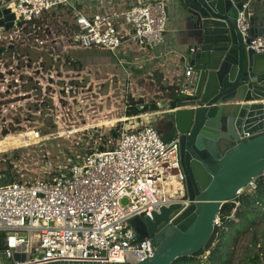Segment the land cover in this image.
<instances>
[{
  "label": "built area",
  "instance_id": "obj_1",
  "mask_svg": "<svg viewBox=\"0 0 264 264\" xmlns=\"http://www.w3.org/2000/svg\"><path fill=\"white\" fill-rule=\"evenodd\" d=\"M167 2L0 0V20L5 19L4 9L14 15L8 29L0 26V140L29 132L3 134L9 123L7 112L23 107L30 99L31 90L24 89L32 77L28 49L39 45V50H48L39 33L47 36L48 25L43 22L52 11L64 10L72 16L73 26L66 36L70 48L109 51L124 69L125 83L132 80L130 66L145 63L147 75L161 72L164 80L172 74L181 76L176 84L179 88L174 91L192 96L194 89L187 84L193 77L187 59L192 48L175 49L167 44ZM251 14L247 1L236 19L243 35ZM124 44H133L137 49L125 48ZM54 45L60 47V39L55 38ZM122 47L131 57L138 53V59L129 60ZM247 48L264 52V33L251 38ZM35 64L37 70H42L41 60H35ZM168 100L160 109L124 117L123 121H132V125L116 129L118 135L112 147L76 153L66 165L48 161L43 179L21 181L11 171L0 169V264L59 260L136 263L151 257V240L157 232L138 238L131 219L152 218L161 207L180 204L179 210L170 213L165 227L191 203L180 161L179 135L164 138L153 121L154 116L176 109L169 108ZM27 145L0 148V153ZM256 186L255 178L247 188L253 190ZM216 222L220 225L219 216ZM16 253L25 258L15 259Z\"/></svg>",
  "mask_w": 264,
  "mask_h": 264
},
{
  "label": "water",
  "instance_id": "obj_2",
  "mask_svg": "<svg viewBox=\"0 0 264 264\" xmlns=\"http://www.w3.org/2000/svg\"><path fill=\"white\" fill-rule=\"evenodd\" d=\"M189 23L187 59L193 77L192 96L173 92L167 131L179 135L180 161L191 203L167 226L175 203L152 218L131 219L138 238H152L153 255L136 263L59 260L37 264H172L179 257L206 255L220 231L216 222L224 203L234 200L248 183L264 175V104H241L264 98V52L247 48L264 33L261 0H177ZM249 1L252 14L243 35L238 10ZM0 26L8 29L14 15L4 9ZM5 21H7L5 23ZM176 93V94H175ZM175 95V96H174ZM126 202V199H123ZM15 254V259H24Z\"/></svg>",
  "mask_w": 264,
  "mask_h": 264
},
{
  "label": "rangeland",
  "instance_id": "obj_3",
  "mask_svg": "<svg viewBox=\"0 0 264 264\" xmlns=\"http://www.w3.org/2000/svg\"><path fill=\"white\" fill-rule=\"evenodd\" d=\"M45 17L43 23L48 25L47 36L42 32L39 35L44 36L46 43L43 45L48 50H39V45H32L34 50L28 49L32 77L26 80L24 89L31 90L30 99L23 107L7 112L6 122L9 123L3 130V134L29 132L0 140V148L30 144L0 153V169H8L17 174L14 175L18 180L29 182L46 177L48 161L54 165H66L73 154L88 144L93 147L110 144L107 140L112 142L117 138L113 137L114 129L132 125V121H123L124 117L130 116L127 104L131 98L154 100L168 93V87H171L159 72L147 75L145 67L141 66H136L140 67V74L135 76L132 72V80L125 83L124 69L109 51L69 47L66 38L73 22L68 12H52ZM55 38L60 39V47L54 45ZM35 60L42 61V70H37ZM19 61L22 65L20 57ZM151 79H155V83H151ZM164 106L163 103L161 107ZM169 116L168 113L154 116L160 134L169 133L166 130ZM8 164L12 167L8 168ZM257 229L264 234V223ZM251 246L249 233L235 250V264H244Z\"/></svg>",
  "mask_w": 264,
  "mask_h": 264
},
{
  "label": "trees",
  "instance_id": "obj_4",
  "mask_svg": "<svg viewBox=\"0 0 264 264\" xmlns=\"http://www.w3.org/2000/svg\"><path fill=\"white\" fill-rule=\"evenodd\" d=\"M68 13L70 14V12ZM170 89H174V86L168 87L169 98L173 97V91ZM127 105L128 115L161 108L155 100L145 101L143 98L137 100L131 98ZM140 105L143 107L141 108ZM112 133L114 138L117 137L118 134L115 129ZM107 141L110 144H102L96 147L88 144L86 148L77 153L90 152L94 148L107 149L112 147L111 140ZM11 167L12 164H8V168ZM15 175L17 176V174ZM15 175L14 178L17 179ZM256 184L255 189L245 188L234 200L223 204L219 212L220 231L206 255L202 257H179L172 264H235V250L241 239L249 233H251L252 246L245 255L244 264H264V234L257 229L264 223V175L256 178ZM1 235L3 233H0V237Z\"/></svg>",
  "mask_w": 264,
  "mask_h": 264
},
{
  "label": "crops",
  "instance_id": "obj_5",
  "mask_svg": "<svg viewBox=\"0 0 264 264\" xmlns=\"http://www.w3.org/2000/svg\"><path fill=\"white\" fill-rule=\"evenodd\" d=\"M256 5V1L253 0V6ZM52 12H66L64 10H57V11H52ZM167 12H168V22H167V29H166V40H167V44L175 49H182V48H186L188 46H191V38H190V33L188 30L189 27V23L187 20H185V18H182V15L180 12H182V10L180 9V6L178 5V1L177 0H168L167 2ZM125 48H130V49H137L135 45L133 44H124L123 45ZM122 47V53L124 55H127L129 60H131L132 62H134L135 60L138 59V53H135V57H131L130 53L124 48ZM72 49H80V48H72ZM83 49V48H82ZM94 49V48H91ZM102 49V48H100ZM176 60L178 61V58L175 57ZM182 61V59L180 60ZM141 67H145V63L139 65ZM132 68L131 72H133V74H135V76L139 73L138 68L140 67H136V66H130ZM157 72V71H156ZM155 73V72H154ZM159 75H163L165 77V75L161 72H159ZM163 77V78H164ZM168 79H165V81H169V84H167V86L171 85L174 86L173 92H175L174 90L176 89V85H172L175 82H177V79L181 76H179L178 74H172L169 76H166ZM144 79V78H143ZM168 83V82H167ZM176 84V83H175ZM172 92V94H173ZM170 92L164 94V95H160L159 98H155L154 100L157 102V104L160 106L163 102H165L170 96L168 95ZM166 96V97H163ZM239 103L241 104H264V98L263 99H254L253 97H251V99L249 100H245V98H243L241 101H239ZM168 132V131H167ZM161 135L164 138H169L170 137V132L169 133H161Z\"/></svg>",
  "mask_w": 264,
  "mask_h": 264
},
{
  "label": "flooded vegetation",
  "instance_id": "obj_6",
  "mask_svg": "<svg viewBox=\"0 0 264 264\" xmlns=\"http://www.w3.org/2000/svg\"><path fill=\"white\" fill-rule=\"evenodd\" d=\"M176 94V93H175ZM175 96V95H174ZM169 120L171 119V117L169 116V118H168ZM167 126H168V121H167V123H166V130H168L167 129ZM179 149H180V147H179Z\"/></svg>",
  "mask_w": 264,
  "mask_h": 264
}]
</instances>
